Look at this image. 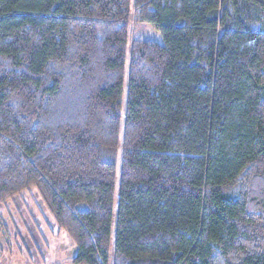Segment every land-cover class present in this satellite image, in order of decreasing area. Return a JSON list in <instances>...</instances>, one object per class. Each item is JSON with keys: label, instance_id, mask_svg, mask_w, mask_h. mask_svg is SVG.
<instances>
[{"label": "trees", "instance_id": "trees-1", "mask_svg": "<svg viewBox=\"0 0 264 264\" xmlns=\"http://www.w3.org/2000/svg\"><path fill=\"white\" fill-rule=\"evenodd\" d=\"M130 4L0 0V205L71 264H264V0H133L128 46Z\"/></svg>", "mask_w": 264, "mask_h": 264}, {"label": "rangeland", "instance_id": "rangeland-1", "mask_svg": "<svg viewBox=\"0 0 264 264\" xmlns=\"http://www.w3.org/2000/svg\"><path fill=\"white\" fill-rule=\"evenodd\" d=\"M130 4L128 46L133 38L162 43L149 24L137 23ZM0 264H71L74 247L59 232L34 188L0 205Z\"/></svg>", "mask_w": 264, "mask_h": 264}]
</instances>
